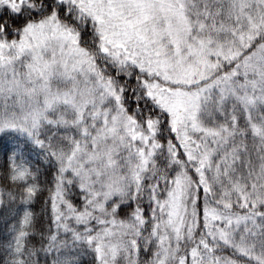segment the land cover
Wrapping results in <instances>:
<instances>
[{
    "label": "snow or ice",
    "instance_id": "snow-or-ice-1",
    "mask_svg": "<svg viewBox=\"0 0 264 264\" xmlns=\"http://www.w3.org/2000/svg\"><path fill=\"white\" fill-rule=\"evenodd\" d=\"M0 264H264V0H0Z\"/></svg>",
    "mask_w": 264,
    "mask_h": 264
}]
</instances>
